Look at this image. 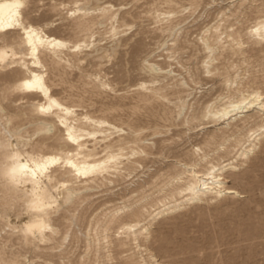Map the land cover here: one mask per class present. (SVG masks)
Listing matches in <instances>:
<instances>
[{"label": "rangeland", "instance_id": "obj_1", "mask_svg": "<svg viewBox=\"0 0 264 264\" xmlns=\"http://www.w3.org/2000/svg\"><path fill=\"white\" fill-rule=\"evenodd\" d=\"M28 1L33 11L29 16L32 24L46 33L73 43L86 41L89 44L95 40L96 43L100 42L101 48H115L110 60L95 58L96 54L89 48L78 54L79 58H85L80 63H76L69 52L55 57L61 60L58 64L52 63V54L44 57V70L51 93L63 107L71 111L67 116L60 112V116L75 127L81 126L84 131V148L77 162L80 167L92 166L94 171L103 167V170L93 175L81 177L80 182L75 184L80 196L75 200V205L70 210L68 208V212L72 211L69 216L77 213L81 216V212L87 215L84 220L80 216L77 218L78 242L71 241L63 252L64 261L60 264H144L141 258L148 260L150 254L163 264H264V139L249 160L239 162L240 166L227 175V186L237 190L240 197L219 198L209 203L187 206L162 217L153 225L149 239L141 240L142 249L139 250L125 242L123 235L118 237L115 232L122 223L133 222V218L123 219L112 226L107 232L108 238L100 237L99 244L88 246L86 240L89 225L106 222L113 208L122 203L136 202L143 196H156L165 189L169 177L177 171L173 168L175 161L197 163L203 153L211 154L213 146L220 143L215 137L218 143L215 141V145L205 148L201 142L214 130L213 124L204 126L191 122L192 115L199 108L194 105L195 101L202 99L210 89H213L214 94L220 86L219 79H194L193 74L200 71L198 67L204 57L196 41L202 26L214 23V15L210 18L202 16L203 10L232 9L235 3L231 2L235 0H203L200 6L187 11L183 10L190 8V0H173L176 3L174 5L166 4L165 0ZM85 1L92 8L111 4L115 9L122 6L132 11L139 16L138 22H142L146 33L132 37L137 26L125 33H122L125 28H118V36L113 37L111 25L105 23L102 26L93 25L88 32L75 36L69 28L64 27L67 21L63 20V16ZM60 4L65 7L62 9ZM53 6L58 8L54 12ZM170 9L178 12L171 22L172 27L180 23L178 27L183 30L179 31L181 41L178 40L177 45H174L177 49H172L171 38L161 33L169 26L163 15ZM245 12L237 21L243 29L264 15L254 10ZM96 14L98 12L93 16ZM126 22L131 24L132 20ZM130 37L131 40L126 42ZM141 38L145 44L144 51L135 55L133 46ZM165 39L171 43L162 47ZM146 57H150V62L158 63L164 71L172 70L180 77L177 81L171 78L151 81L146 73L138 69ZM258 63L252 57L247 67L261 79L264 77V68ZM219 68L222 71L221 65ZM244 68L246 65L239 72L241 78L246 79L248 73L244 72ZM7 72L3 70L2 74ZM231 73L234 74V70ZM180 78L186 80L187 87L180 85ZM3 87L4 80L0 77L1 139H8L12 132H18L20 146L26 151L31 148L36 153L57 154L67 151L66 146L54 141L58 136L66 138L64 127H59V133L57 130L51 133L38 132L37 114L31 111V105L45 103L44 99L28 100L21 98V95L10 96L4 94ZM17 108H21L23 115L15 118ZM85 117L102 121L105 125L98 127ZM8 118H11L10 122ZM52 120L58 124V118L53 117ZM186 120L189 121L188 126L185 125ZM93 132L95 136L86 135ZM247 135L232 140L227 152H221L220 157H214L212 162L226 164L240 152L242 146L247 145ZM42 140H45L46 145L38 144ZM195 149L201 151L194 154L192 152ZM206 166L202 163L199 169L203 170ZM54 175L56 181L68 178L62 172ZM163 193L159 196L164 203L178 199L177 191L169 189ZM15 199L16 195L8 191L0 179V264L11 259L19 263L29 261V264H49L46 258L50 250L47 248L52 247V244H42L34 249L30 243L20 239L19 229L29 217L24 211L23 201ZM57 252L59 250L53 251ZM53 262L57 263L55 259Z\"/></svg>", "mask_w": 264, "mask_h": 264}, {"label": "bare ground", "instance_id": "obj_2", "mask_svg": "<svg viewBox=\"0 0 264 264\" xmlns=\"http://www.w3.org/2000/svg\"><path fill=\"white\" fill-rule=\"evenodd\" d=\"M202 1L190 0V8H185L183 11L192 7L197 8L202 4ZM165 2L168 5L176 4L173 0H165ZM231 3H235L232 9L203 10L202 16L214 15V19H212L214 23L209 22L206 25L204 23L205 26H202L201 34L197 31L200 35L196 34L199 36L198 39L195 38L204 57L198 67L200 71L198 72L199 69H197L198 73L194 72L195 74H193V76L195 75L194 79L202 81L219 79L220 86L214 94H212L213 89H210L202 99L195 101L194 105L199 108L192 115L191 122H198L204 126L213 124L214 130L207 135V139L201 142L206 146L205 148L215 145V141H217L215 137L220 140V143L213 146L214 148L212 147L211 154L203 153L197 163L174 160L173 168L177 171L169 177L165 189L160 190L156 196L147 195L136 202L122 203L110 211L107 221L103 224L94 226L90 224L86 233L88 246L99 244L102 236L107 239V232L110 231V228L123 219L133 218V222L122 223L119 230L115 232L118 237L123 235L125 242L134 245L139 250L142 249L141 240L149 239L153 225L162 217L185 209L187 206L209 203L219 198L240 197L237 190L227 186L229 178L227 175L240 166L239 162L244 161L243 163H245L249 160L264 139V77L259 79L247 67L250 58L254 57L255 61L264 68V15L256 18L254 23L246 29L239 25L238 19L246 14L245 11L254 10L264 14V0H235ZM56 6L52 7V11H56ZM30 7L28 0H0V77L1 80H4L3 92L10 96L21 95V98L28 100L44 99L45 103L37 102L31 105V111L37 114L38 132L51 133L57 130L59 133V127H64L66 138L58 136L54 141L66 146L67 151L57 154L42 153L41 151L36 153L33 148L26 151L20 146L18 132H12L8 139L0 137V179L3 180L5 188L16 195L17 200L23 201L24 211L29 217L24 226L19 229L20 239L24 243H30L34 249H38L42 244H52V247L47 248L50 253L46 261L49 264H54L55 259L56 264H60L61 261H64L63 252L71 241L78 242L77 218L81 217L84 220L87 215L85 213L83 215L81 212V216L78 213L77 215L72 213L73 215L69 216V212L72 211L68 212V208L70 210L71 206L75 205L77 197L80 196L75 184L80 182L81 177L93 175L94 172L103 170V167L94 171L92 166L80 167L77 162V157L84 148L82 143L84 131L81 126L75 127L67 122L66 118L60 116V112L67 116L71 111L63 107L53 97L47 84L44 57L52 54L50 56L53 58L52 63L58 64L61 60L55 57L60 53L69 52L73 54L75 62L80 63L85 58H79L78 54L83 49L89 48L93 49L96 54L95 58L110 60L115 54V48L109 50L101 48L100 42L96 43L95 40L89 44L86 41L73 43L59 36L48 34L42 28L32 24L29 16L33 11ZM60 7L63 9L65 6L60 4ZM114 7L111 4H106L103 7L92 8L89 2L85 1L65 13L63 20H66L67 23L64 27L69 28L75 36L88 32L93 25L102 26L105 23L111 25L113 37L118 36V28H125L126 30L122 31L125 33L137 26L132 37L143 36L146 33L142 22H138L139 16L137 17L132 11L130 12L122 6L117 9ZM168 7L170 8V6ZM95 12L98 14L93 16ZM177 13L170 9L163 15L169 26L167 30H161V33L171 38L172 49L176 48L174 45H177L179 36L181 37L179 31L182 30L179 28L180 23L176 26L174 24L173 27L171 25ZM126 17L132 20L131 24L126 22L128 21V19L125 20ZM180 34L182 33L180 32ZM129 40L131 37L127 38L126 42ZM168 41L165 39L161 46L165 47L171 43ZM144 45L142 38L135 42L134 54L143 53ZM116 46H120V44ZM222 60L224 64H222ZM220 65L223 67L222 71L219 68ZM243 65L244 67L246 65L244 72L248 73L246 79L241 78L239 72ZM138 69L142 73H146L153 82L159 81L160 78H171L177 81L180 77L172 70L164 71L158 63L150 62V57H146L138 65ZM3 70L9 72L2 74ZM233 70L234 74L231 73ZM180 79V85L186 86V80ZM223 91L226 93H222ZM22 115L21 108H17L14 117ZM53 117L58 118V124L52 120ZM85 118L98 127L105 125L102 121ZM7 121L10 122L11 118H8ZM185 125H189L188 120ZM244 134H248L247 145L242 146L235 157L228 160L226 164L212 162L214 157H220L221 152H227L228 144L232 140H236ZM86 135L95 136V133H86ZM38 144L46 145L45 140ZM199 150L195 149L192 153L197 154ZM202 163L207 166L200 170L199 166ZM57 172L68 175L67 180L56 181L54 174ZM169 189L178 192V199L172 198L173 200L170 202L164 203L159 195ZM153 207L156 208L153 209ZM55 245L56 247H54ZM55 250H59V252L53 253ZM143 250L147 251V249ZM141 262L163 264L152 254L148 260L141 258ZM4 264H29V261L19 263V261L11 259Z\"/></svg>", "mask_w": 264, "mask_h": 264}]
</instances>
